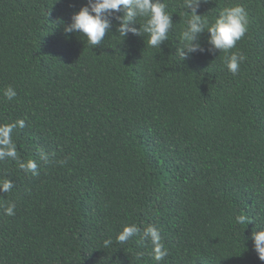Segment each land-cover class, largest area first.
Segmentation results:
<instances>
[{
	"label": "trees",
	"instance_id": "trees-1",
	"mask_svg": "<svg viewBox=\"0 0 264 264\" xmlns=\"http://www.w3.org/2000/svg\"><path fill=\"white\" fill-rule=\"evenodd\" d=\"M164 2L173 26L152 48L143 33L122 40V12L98 46L64 33L88 0H0V126L24 121L17 159L0 160L13 184L0 264H157L142 235L116 240L130 224L158 229L159 264H264L250 239L264 229V0L202 2L209 23L242 5L248 30L229 53L209 52L204 32L185 61L183 0ZM231 52L244 56L235 75Z\"/></svg>",
	"mask_w": 264,
	"mask_h": 264
},
{
	"label": "clouds",
	"instance_id": "clouds-1",
	"mask_svg": "<svg viewBox=\"0 0 264 264\" xmlns=\"http://www.w3.org/2000/svg\"><path fill=\"white\" fill-rule=\"evenodd\" d=\"M202 2H206V0H183L182 8L188 19L180 33L182 47L178 48L176 52L180 61L189 59L193 53L205 51L199 43L200 35L204 32L208 34L209 52L229 53L248 30L249 17L242 5L235 4L224 7L214 22L209 23L204 15L197 14ZM166 9L167 4L164 0H88L86 6L71 15L70 23L64 26L63 31L66 34L79 33L80 37H83L88 44L98 46L112 27L109 17H113L114 13L122 12L123 16L113 17L118 21L119 26L116 31L122 40L128 34L141 37L143 33L147 35L148 46L160 48V45L168 40L169 32L173 26L172 15ZM243 60L244 56L239 52H231L226 56L225 64L227 69L235 75ZM3 95L7 100H12L16 96V91L12 87H7ZM17 127L23 128L24 121L19 120L0 126V160L17 159L16 145L12 140V132ZM40 155L43 160H47L48 157L45 153L41 152ZM19 167L25 172H31L32 175L38 174L35 160L20 161ZM12 188L13 184L10 180L0 181V192L7 193ZM14 210L15 204L10 203L4 212L7 216H13ZM236 223L245 225L251 221L247 216L239 215L236 217ZM137 235H142L144 240L151 242L153 258L157 264L167 256L168 252L161 242L158 229L150 224L142 230L135 224L126 225L117 234L116 240L126 243ZM250 239L258 259L264 261V229L252 232ZM111 243V239L104 242L105 246Z\"/></svg>",
	"mask_w": 264,
	"mask_h": 264
}]
</instances>
